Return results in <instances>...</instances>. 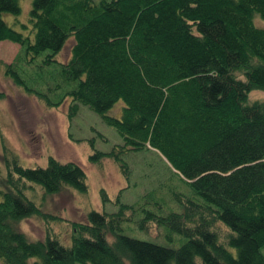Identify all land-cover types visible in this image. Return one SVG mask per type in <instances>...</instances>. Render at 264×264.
Wrapping results in <instances>:
<instances>
[{"label":"trees","instance_id":"16d2710c","mask_svg":"<svg viewBox=\"0 0 264 264\" xmlns=\"http://www.w3.org/2000/svg\"><path fill=\"white\" fill-rule=\"evenodd\" d=\"M20 10L18 0H0V41L17 43L25 60L47 50L42 61H55L72 40L58 60V74L72 84L56 100L42 99L57 105L68 97V115L83 103L121 137L115 149L87 158L111 155L124 172L123 151L151 147L189 190L171 192L175 207L153 188L130 204L116 193V210H87L68 243L52 234L28 239L12 223L41 213L26 182L45 192L84 190L85 172L50 154L45 164L22 165L3 149L0 264H264V97H248L264 90V25L253 21L254 13L264 20V0H30L27 21H10L17 30L2 13ZM117 100L119 115L106 113ZM136 212L139 226L181 236L177 245L120 232Z\"/></svg>","mask_w":264,"mask_h":264},{"label":"rangeland","instance_id":"374dc122","mask_svg":"<svg viewBox=\"0 0 264 264\" xmlns=\"http://www.w3.org/2000/svg\"><path fill=\"white\" fill-rule=\"evenodd\" d=\"M18 1L20 12H3L2 17L13 28L21 30L23 27L20 24L15 26L10 21L15 18L27 21L30 0ZM253 21L256 25H264V20L257 13L253 15ZM71 41L70 37L67 38L54 54L57 61L47 63L42 61L47 50H41L32 57L24 55L25 60L22 55L19 56L17 43L7 39L0 41V173L5 174L3 149L15 154L22 165L45 164L46 156L50 154L58 160L75 161L85 172L84 190L61 186L55 191L45 192L38 183L26 182L24 191L39 206L41 213H31L12 223L28 239L52 234L61 242L68 243L73 233L72 223L84 222L89 209L114 211L118 202L133 203L151 188L160 191L175 207L170 200L171 192L188 193L189 190L163 156L151 147L123 151L120 157L125 164L124 172L120 171L111 155H102L97 161L87 158L93 150L107 151L117 147L121 137L114 126L104 122L97 112L80 102L68 115L71 103L68 97L57 105H48L41 97L56 100L63 89L72 84L64 82L58 74V60L66 59ZM5 63L12 64L20 81H14ZM248 97L263 98L264 90L250 89ZM121 105V100L115 101L106 113L118 116ZM100 188L107 193V200H101ZM116 193L118 202H114ZM139 216L136 212L129 219L122 220L119 231L169 246H176L181 239L176 233L166 237L162 226L152 222L139 226ZM215 225L222 235L225 232L223 225ZM106 236L109 241L112 240L111 233L106 232ZM260 251L264 254V243ZM74 264L84 263L76 261ZM170 264H174L173 261Z\"/></svg>","mask_w":264,"mask_h":264}]
</instances>
